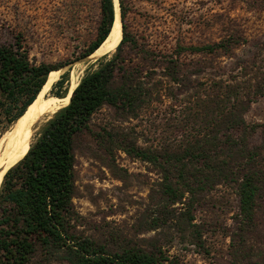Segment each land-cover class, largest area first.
<instances>
[{
	"label": "trees",
	"instance_id": "obj_1",
	"mask_svg": "<svg viewBox=\"0 0 264 264\" xmlns=\"http://www.w3.org/2000/svg\"><path fill=\"white\" fill-rule=\"evenodd\" d=\"M118 3L122 37L115 52L97 59L95 68L71 92L69 103L46 115L53 114L25 156L3 176L0 264H29L38 251L60 255L69 264H178L161 234L173 229L189 245L204 249L200 226L195 223L196 207L221 186L231 188L237 197L228 234L232 262L264 264V122L245 121L251 104L264 96V72L253 62L243 63L239 74H222L201 96L197 85L181 74L191 62L186 56L230 58L246 40L229 36L202 47L178 46L171 54L157 52L128 36L123 1ZM113 21V0H100L96 39L83 57L106 41ZM66 65L31 62L20 34L0 45V136L36 101L47 77L58 73L52 71ZM67 77L68 71L52 87L57 102L67 94ZM177 86L188 94L186 99L193 100V106L186 115L189 131L175 144L142 147L136 139L126 141V136L114 144L104 129V135L96 137L149 164L159 175L142 223L143 233L154 232V236L115 250L74 236L70 223L77 137L90 132L91 117L103 107L113 109L121 119H136L163 92L169 90L170 95ZM255 134L258 144L250 143Z\"/></svg>",
	"mask_w": 264,
	"mask_h": 264
},
{
	"label": "rangeland",
	"instance_id": "obj_2",
	"mask_svg": "<svg viewBox=\"0 0 264 264\" xmlns=\"http://www.w3.org/2000/svg\"><path fill=\"white\" fill-rule=\"evenodd\" d=\"M99 1L0 0V45L11 43L20 34L31 62L67 64L52 71L58 73L48 75L34 104L51 100L57 103L53 96L56 89L52 91V87L64 72L68 71L64 84L68 94L91 67L95 68L97 59L115 52L116 47L83 57L96 39ZM122 1L128 36L157 52L171 54L178 46L202 47L229 36H242L246 40L230 58L186 56L185 60L191 62L181 74L190 79V84L197 85L201 96L219 82L222 74H239L243 63L253 62L264 72V0ZM121 26L120 23V40ZM169 92H163L159 101L136 119H121L113 109L103 107L91 117L90 132L75 140V197L70 223L74 236L88 238L109 250L154 236V232L143 233L142 223L151 205L150 190L159 175L149 164L129 157L107 141L101 143L96 137L104 135V129L113 136L114 144L124 136L126 141L136 139L142 147L175 144L189 131L186 115L193 100L186 99L188 94L182 87H173L170 95ZM52 115L33 124L28 133L32 137L30 145ZM21 119L0 136V154ZM245 121L250 125L264 122V96L251 104ZM259 140L255 134L250 143L258 144ZM236 208L234 191L216 188L200 200L195 211L204 249L189 245L170 229L161 234L169 254L177 258L178 264H234L229 255L228 234ZM29 264L69 263L60 255L51 257L38 251Z\"/></svg>",
	"mask_w": 264,
	"mask_h": 264
},
{
	"label": "bare ground",
	"instance_id": "obj_3",
	"mask_svg": "<svg viewBox=\"0 0 264 264\" xmlns=\"http://www.w3.org/2000/svg\"><path fill=\"white\" fill-rule=\"evenodd\" d=\"M114 2V24L111 32L106 41L97 50L99 53H106L113 50L119 43L121 31L120 23L121 18L119 16V6L117 0ZM74 90V89H73ZM71 90L68 94L62 98L61 101L55 102L51 100L49 103L44 104H32L27 112L22 116V119L17 123L15 128L10 132L9 137L4 143L3 149L0 154V184L3 176L8 169L13 167L17 160L28 149L32 137L28 135L31 127L38 120L42 119L48 113L59 109L61 106H66L69 103V97ZM38 96V95H37ZM49 101V100H48ZM25 156V155H24ZM23 156V157H24Z\"/></svg>",
	"mask_w": 264,
	"mask_h": 264
},
{
	"label": "water",
	"instance_id": "obj_4",
	"mask_svg": "<svg viewBox=\"0 0 264 264\" xmlns=\"http://www.w3.org/2000/svg\"><path fill=\"white\" fill-rule=\"evenodd\" d=\"M118 6H119V3H118ZM113 24H114V21H113ZM113 24H112V26H113ZM111 29H112V27H111ZM121 30H122V26H121ZM118 45V44H117ZM78 85V84H77ZM71 95H72V93L70 94V97H71ZM70 97H69V100H70ZM64 107V106H63Z\"/></svg>",
	"mask_w": 264,
	"mask_h": 264
}]
</instances>
